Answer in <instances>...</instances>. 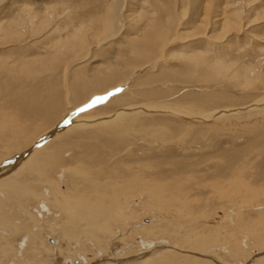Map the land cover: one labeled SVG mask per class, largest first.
<instances>
[{
  "label": "bare ground",
  "instance_id": "6f19581e",
  "mask_svg": "<svg viewBox=\"0 0 264 264\" xmlns=\"http://www.w3.org/2000/svg\"><path fill=\"white\" fill-rule=\"evenodd\" d=\"M4 1L0 0V6ZM41 1L33 0L32 4L29 2L31 7H19L18 11L25 9L27 12L26 20L31 27L27 31H32L33 36L51 39L58 34L53 52L46 59H38L29 58L28 50L24 52L22 47L27 54L17 56L20 47L14 49L16 45L1 50L0 84L22 75L36 78L66 64L65 90L62 92L52 85L48 86V93L18 88L11 101L17 110L16 117L0 120V134L6 139L0 141V264H75L80 258L81 264H264V216L254 219L247 215L252 210L264 211V206H251L259 197L256 188L249 185L247 192L243 189L246 195L238 202L234 198L235 193L241 191L238 181L230 183V193L226 187L213 183L212 188L220 189L217 206L224 211L213 221L205 218L202 226L192 221V226L183 228L178 220L183 218L184 210L189 209L186 193L192 190L193 184L207 187L202 186V180L180 174L172 165L166 171H151L145 158L147 149L142 145H172L170 139H174L176 146H182L187 143L184 137L193 131L192 123L205 127L211 122L213 125L209 128L221 126L223 130H232L236 132L233 140L237 142L244 140L242 133L255 132V129L249 130L252 124L254 128L264 127L262 101H254L251 105L232 104L235 96L224 92L209 95L202 88L204 93L199 95L185 90L182 99L177 93H171L161 103V90L157 87L160 75H153L148 82L141 81L142 74L158 70L160 62L170 58L180 60L184 67L182 75L189 83L235 80L237 87H250L253 80L263 77L264 68L259 74L246 62L234 66L219 56L222 44L214 46L217 41L226 38L229 41L236 33L250 36V25L242 17L244 9L228 14L226 8L219 10V3L211 12V0H94L99 1V7L91 3V9L76 12L63 3L65 10L60 12L59 5L56 9L53 5L42 4V8ZM198 1L204 3V11L194 22L195 12L190 14L188 7L195 6ZM257 1H262L264 6V0H246V3ZM60 6L62 10V4ZM260 16L264 20V9ZM20 19L5 21L0 18L1 48L8 43L21 42L13 41L25 27ZM193 35H203L213 48L201 51L197 48L199 45L196 47L188 41ZM120 38L125 42L119 44L118 51L93 65L101 55L95 49ZM83 63L89 67L75 68ZM161 70L162 67L157 74ZM177 76L173 74L170 81L177 82ZM142 85L151 89L143 91L139 89ZM91 96H95L94 100L106 97L98 103H112L116 108L107 115H95L96 111L92 112L89 107L83 111L79 109L83 114L73 112ZM139 96H145L147 101L133 103ZM63 98L68 106L61 110ZM73 99L75 103L72 104ZM66 111L70 117L58 121ZM40 119L51 124L48 131L41 139L33 138L30 143L20 144L17 139L25 133L30 134ZM178 119L187 120L190 125L182 134L178 133V125L177 129L169 125V122L177 123ZM13 121L18 125L11 132L9 125ZM91 128L113 139L116 146L128 144L120 153L111 155L114 159L127 157L132 160L128 162L131 165L119 167L117 171L106 170L102 168L105 165H100L94 170L90 168L91 163L98 161L94 151L80 161L81 165L70 167L65 159L69 154L63 158L64 153H61L63 142L72 134ZM209 147L189 146L188 155L190 150L205 152ZM183 149L187 151L185 146ZM16 152L20 153L16 155ZM168 152L173 153L172 149ZM134 163L137 167L132 165ZM216 170L218 172L220 167ZM180 183L185 184L180 186ZM171 200L179 203L175 213L170 212V207L165 209ZM227 205L231 207L225 210ZM148 215L150 223L146 224L141 218ZM129 237L140 242L130 247L127 245Z\"/></svg>",
  "mask_w": 264,
  "mask_h": 264
},
{
  "label": "rangeland",
  "instance_id": "374dc122",
  "mask_svg": "<svg viewBox=\"0 0 264 264\" xmlns=\"http://www.w3.org/2000/svg\"><path fill=\"white\" fill-rule=\"evenodd\" d=\"M31 1H33V0H5L4 3L1 4L0 8H2V9L0 10V18H3L5 21L6 20L14 21L15 18L20 19V17H22L23 13H24V16L22 17V21H21V19H20V21H21V23H23L22 25H24L25 27L23 29V32H21L20 35H17L18 38L16 36H15L16 38L13 36L14 37L13 41L20 40L21 42L18 41L19 43L16 42L17 44L15 42H12V44L15 43L13 45L11 43H8L7 45H4L5 48L0 47V53H1V50H3V49L8 50V49H11L14 45H16V46L18 45L17 47L16 46L13 47L14 49H18L20 47V50H18L16 52L17 56L18 55L21 57H23V55L25 56L27 53H23L24 50H28L29 58H35L36 57V58L40 59V57H41L42 59H46V57L49 54H52V52H53L52 47L59 37V36H57L58 34L54 35L53 38H51V39L50 38L49 39H43V38H41L40 35H34L33 36L32 31L31 32L29 31V33L27 31L29 29L31 30V27L29 26L30 24L28 25L29 22L27 21L28 20L27 12L24 11L25 9H19V11H18L19 7L20 8L31 7V5H30V4H32ZM107 1L110 2V0H107ZM29 2H30V4H29ZM41 2L42 3L40 6L42 8L44 6L42 4H46V5L49 4L50 6L53 5L54 8H56V9H57V6L59 5L58 10L60 12L65 10V6L63 8L64 4L66 5V7L70 6L71 11L76 10V12L81 11V9L82 10L83 9L84 10L91 9L94 5L100 6L99 1L97 3V1H94V0H62V3H61V0H58V1L57 0H54V1L53 0H42ZM57 2L59 4H57ZM14 3L16 4V6ZM91 3L93 4V6ZM230 3L232 5H230ZM259 3H260V5H259ZM61 4H62V8H63L62 10H60ZM217 4L221 5V7L219 6V10L222 8H226V10H229V11H227L228 14L234 12L236 9L239 12L244 11L243 14L241 13L243 20L246 24H248V26L250 25L249 29H248V33L250 32L249 33L250 38L244 36L242 33H240V35H237L238 33H236V34H233L230 36L229 41H227L228 38H226L224 40H220L219 43H218V41L215 42L214 46H218L221 44L223 46V45L227 44V46L225 45L226 47L221 46V49H224V50H221L220 47L218 46L219 50L221 51L220 52L218 50L219 56L221 58H223L224 61H227L229 63H233L234 66H238L237 64H242V63L246 62V64H248L251 68L253 67V69H255V70L257 69L259 74H261L260 72L264 68V65H263L264 64V61H263L264 60V53H263L264 52V33H262V32H264L263 31L264 30V20L261 19L262 16H260L262 10L264 9V6H262L263 5L262 1H259V2L257 1V2H253V3L248 4V3H246V0H229V1L220 0L218 2L215 0H211L210 1L211 12L217 8V6H216ZM253 4L257 5V6L256 7L252 6ZM73 5H76V6H73ZM77 6H78V8H77ZM224 6H226V7H224ZM246 6H248V8ZM203 7H204V3H202V2L200 3V1H198V4H196L195 6L188 7L189 8L188 11L190 10L189 11L190 14L193 11L195 12V16L192 15L194 22L197 21L198 19H200L201 15H202V11H204ZM259 7L262 9H260ZM72 8H76V9H72ZM241 10H243V11H241ZM252 12H254V13H252ZM250 13H251V15H250ZM190 14H188V15H190ZM246 15H249V16H246ZM256 16H257V18H256ZM253 20H255V21H253ZM258 21H260V22H258ZM26 22H27V24H26ZM251 25H253V26H251ZM259 31L261 33H259ZM31 34H32V37H31ZM19 36H21V37H19ZM35 37L38 40L35 41ZM193 37L196 39H194ZM243 37H245V39ZM241 38H243V39H241ZM39 39L42 40L43 43L41 41V44H40ZM232 39H234L235 42L232 41ZM184 40H186V39H184ZM184 40H182V41H184ZM189 40H191L190 43L194 44V46L197 47V45H199L197 48H200L201 51H207V50L211 49V46H212L211 43L206 42V39H204L203 35H193L190 39H188V41ZM182 41H181V43H182ZM242 41H245V43L244 42L242 43ZM124 42L125 41L120 38V39H116L115 42L113 41L112 44L104 45L102 48L97 47V49H95V52L97 54L101 53V55H99L100 57L98 56L99 58L95 61V64H93V65H97V64L101 63L102 60H104V58H106V56L108 57V56L113 55V52H115L116 50L118 51L117 47L119 46V44L121 45ZM204 42H206V43H204ZM229 42H232V43H229ZM115 44H117V45H115ZM9 45H10V47H9ZM27 45H29L31 47H29ZM183 45L186 46L185 43ZM259 47H260V49H259ZM212 48H213V46H212ZM198 52H200V51H198ZM86 64L87 63H83L82 65L76 66L75 68L82 67V66H85L84 68H88L89 65L88 64L86 65ZM259 66H260V68H259ZM261 66H262V68H261ZM65 67H66V64H65ZM65 67H64V65L61 64V66L59 68H56L52 71H47V72L43 73V75H41V74L37 75L38 78L36 77V78L29 79L26 76L22 75L19 78L18 77H12V78H8L7 81H5L4 83L1 82V84H0V120H2L5 117H7L9 120L16 117L14 114L17 112V110H16V107H14L11 104V101L13 98L12 97L13 93L18 91V88L24 87L27 89H31L33 91L35 89L36 90H45V93H48L49 87H50V85H52L54 87H57L58 90L63 92L65 90V81H66L65 75H63ZM157 67H158V70L154 69L153 72L151 70V71L144 73V75L142 74L141 75L142 76L141 81H147L148 82L152 78L153 75L154 76L156 75L155 77L160 75L159 77H157V79L160 81L157 83V85L159 84L157 87H159L160 88L159 90H161V91H159L161 93V94L159 93L160 97H161L160 98L161 103L164 102L162 100H166L167 99L166 96L171 95V93L172 94L174 92L177 93L176 95H178L179 99H182L185 95L183 93V92H185V90H190V92H192L193 94L199 95V94L204 93L202 91L204 89H202V88H205L207 90V92L209 93V95L216 93V92H224L225 94L227 93L231 96H235L234 99L235 98L236 99L235 100L233 99L235 102H232V104L251 105L254 103V101L257 103H261V101L264 102V94H263L264 93V75L263 74H261L263 76L262 78H258V80H255V81L253 80L252 81L253 83H250V85H251L250 87L243 88V86L237 87L234 83L235 80H234V82H233V80L231 82H230V80H228V81H224L223 83H220L217 81L198 82V80H194L192 83H189L187 81V79L185 78V76L182 75L183 74L182 70H184L183 69L184 67H182L180 60L178 61L176 59L172 60L169 58L166 61L160 62V64ZM161 67H162L161 73L157 74L159 69H161ZM173 74H175L176 76H177V74H179V76L175 77V79L177 78V82H175V83H174L173 79L170 81V78L172 77ZM142 86L139 89H141L143 91L151 89L150 86H147V85H142ZM180 89H182V90H180ZM163 93H164V95H162ZM261 94H262V97H261ZM243 97L244 98L249 97V99H243ZM94 98H95V96L89 97L87 100L88 102H86L83 105H80L73 112H76V111L80 112L79 111L80 108L84 109V108L89 107L92 112L96 111L95 115H107V114H110L111 112H113L114 109L116 108V106H114L112 103H94V104H92L94 101ZM74 100L75 99L72 100L73 101L72 104L75 103ZM145 100L147 101V98L145 96H143V97L139 96L138 98H136V100L133 103L137 102L140 104V103H144ZM153 100H155V99H153ZM61 106H62V107H60L61 110L63 108H65V109L67 108L68 102L65 101V98H63V100H62ZM1 109H2L3 113L1 111ZM83 113L84 112H80V114H83ZM102 113H104V114H102ZM70 115L71 114H68L66 111V114L63 113L61 118L58 121H60L61 119L65 120V118L67 119L68 117H70ZM178 120L179 121H177V123L169 122V125H171V128H173V129L178 128L179 129L178 133L182 134L183 132L186 131V126H190V125H188L189 123L187 120H184V119H181V120L178 119ZM58 121H57V123H58ZM14 123H15V126H14ZM12 124L9 125L12 128L11 132H13V129L15 127H17V125H18L14 121L12 122ZM50 125L51 124L48 123L45 119H40L33 126V129L30 131V134L25 133V134L21 135V138L17 139V141H19L20 144H24V143H30L33 140V138H40L41 139V136L45 132H47L48 129L51 127ZM176 125H178L179 127L175 128ZM210 125H213V124L211 122H208L206 124V126L203 127V126H200L198 124H195V126H194V123H192V126H190V127H193L192 128L193 133L191 132L190 135H187L186 137H184V139L187 141V143H185L182 146H176L177 142H175L174 139H170V142L173 143L172 145H169L168 143H166L167 147L166 146H160L159 147L158 145H154V146L148 145L147 146V143L142 144L143 147L145 149H147L146 152L148 154L145 158H146L147 163H149L150 166L152 167L151 171H158V170L159 171H166L172 165L173 169H176L177 171L181 172L180 174H182V173L187 174L190 178L202 180L201 181L202 186L207 187V188H202V187L200 188L199 185L193 184L192 190L189 193H186L187 194L186 195L187 203L189 202V204H188L189 209L184 210L183 218H180L181 221L178 220V225L179 226L181 225L182 227L185 225H191L192 226L193 225L192 221H193V223H195V221H196V223H199V225L202 226L201 222H205V220H206L205 218H209V220L213 221L215 219H218V217L221 215L220 213L224 211L219 206H217V205H219V202H220V200L218 199L220 196L218 194L220 189L216 191V189L212 188L211 185L213 183H218L219 185L226 187V190H228V192L230 193V191H231L230 190V187H231L230 183H233V182L237 183V181H238L239 185L241 186V189H240L241 191H239L238 193H235V195H234V196H236L234 198L237 199L236 201H238V202H239V200L243 199V197L246 195L248 187H250L249 185H252L253 188H256V191H257L256 193L259 195V197L257 200H255V202L253 201L251 203V206L252 207L264 206V130H263L264 127L257 128L258 126H256V128H254V125L252 124V127H249V130L255 129V132L252 134L248 131L247 133H245L246 135L244 133H242L244 140L237 142V141L233 140V138L236 135L235 134L236 132H234L232 130H223V127H221V126H219V127L217 126L214 128L210 127L211 128L210 129L209 128ZM262 125L264 126V122H262ZM260 128L263 131L259 132V130H261ZM95 129L96 128H91L87 132H82V133L78 132V133L72 134L67 139H65V141L63 142V145L61 146V148H62L61 153L62 154L64 153L62 155L63 158H64L65 154L66 155L69 154L65 158L66 163H69L68 165L70 167L76 166V164H77V166H79L82 164V163H80V161H82L88 153H93L95 151V153L93 155L96 157V159L98 161L90 164V168H92L94 170L99 169L98 166H100V165H101L100 167L105 165L102 168H105L106 170H111V171H114L115 169L117 171V170L123 169V167H125L126 165H131L128 163L129 161H132L131 159H127V157H125L126 159L124 157H121L120 158L121 160L120 159H114L115 157L113 158L111 155V154H115L117 152L120 153L121 151H123L125 149V147L128 144L122 145L120 147L116 146L113 144V142H115L113 139H111L110 137L105 136V135H100L99 132H97V130H95ZM256 131L258 132V134ZM238 133L241 134V132H238ZM259 134H261V136H258ZM0 136H1L0 137L1 142H3L2 140L6 141L5 137H3L2 134H0ZM146 140H148V138H146ZM174 144H175V147L173 146ZM102 145L104 147L99 148ZM93 146L95 148L97 147L98 150L93 149ZM183 146H185V150H187V151H184ZM189 146H190V148L191 147L193 148V146H195V147H201L202 146V148L207 147V146H210V147L205 152H198V150H196V149L190 150L189 155H188V147ZM157 147H159L160 149H158ZM170 149H172L173 153L168 152ZM18 153H20V152H18ZM18 153L16 152L15 154L17 155ZM167 161L170 165H167V163H166ZM132 165L134 167H137L136 163H134ZM119 167H120V169H119ZM218 167H220V170L217 172L216 169ZM206 168L208 169L206 171V173L202 172ZM204 175H206V176L204 177ZM184 177L189 178L187 176H184ZM184 184L185 183H180V186H183ZM197 186H198V188H197ZM213 191H216V192L214 193ZM227 195H229V194H227ZM227 195H225V196H227ZM188 199H190V200H188ZM171 201H172L171 202L172 204L171 203L168 204L165 207V209L170 207L169 208L170 212L175 213V210L177 208L176 205H178L179 203L176 204L175 202H173V200H171ZM174 205H175V207H174ZM190 206H191V208H190ZM217 207H219V208L217 209ZM228 207H231V206L227 205L224 209L226 210ZM245 207H249V206L246 205ZM169 209H167V210H169ZM172 213L170 214L169 218H171V216L173 215ZM152 215H156V214H151L150 216H152ZM247 215L250 216L251 218H254V219H260L264 216V211L258 212V211L252 210V211L248 212ZM150 216L149 215L143 216L141 219H143L142 221L144 223L149 224L150 223ZM195 218H197V219H195ZM202 228L203 227H201V229ZM207 229L208 228L205 227V230H207ZM53 240H55V239H53ZM50 242L52 243V240H50ZM138 242H140L139 239L132 240L129 237L127 240V245L130 244L129 246L132 247V246H134L133 245L134 243L137 244ZM81 259L82 258L77 259L75 261V264H81ZM82 264H87V262L86 263L83 262Z\"/></svg>",
  "mask_w": 264,
  "mask_h": 264
},
{
  "label": "snow or ice",
  "instance_id": "6c2138e0",
  "mask_svg": "<svg viewBox=\"0 0 264 264\" xmlns=\"http://www.w3.org/2000/svg\"><path fill=\"white\" fill-rule=\"evenodd\" d=\"M106 99V97H98L96 100L93 101V103L103 102ZM84 109H81L83 111Z\"/></svg>",
  "mask_w": 264,
  "mask_h": 264
}]
</instances>
